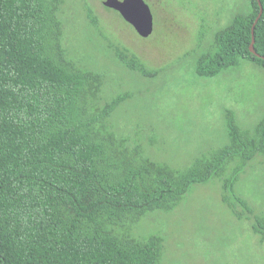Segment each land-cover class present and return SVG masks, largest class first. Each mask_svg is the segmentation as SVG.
Returning a JSON list of instances; mask_svg holds the SVG:
<instances>
[{
  "label": "trees",
  "instance_id": "trees-1",
  "mask_svg": "<svg viewBox=\"0 0 264 264\" xmlns=\"http://www.w3.org/2000/svg\"><path fill=\"white\" fill-rule=\"evenodd\" d=\"M63 1L0 0V264H159L161 237L139 239L128 228L148 213L171 211L232 161L223 202L239 219L237 205L251 213L234 188L256 154L264 162V113L248 131L226 109L229 142L184 168L125 145L105 120L128 94L93 104L102 74L67 56ZM260 8L254 49L264 56V0H248L198 56V76L213 77L240 59L264 68L249 50ZM113 51L125 68L154 74L126 48ZM252 230L264 241V217L254 215Z\"/></svg>",
  "mask_w": 264,
  "mask_h": 264
},
{
  "label": "rangeland",
  "instance_id": "rangeland-1",
  "mask_svg": "<svg viewBox=\"0 0 264 264\" xmlns=\"http://www.w3.org/2000/svg\"><path fill=\"white\" fill-rule=\"evenodd\" d=\"M143 2L148 10L129 21L101 0H64L59 13L63 45L76 65L102 74L94 105L128 94L105 120L115 138L129 147L140 145L152 159L184 168L229 142L226 109L248 131L264 113L261 66L240 59L207 78L195 70L215 33L243 12L248 0ZM114 45L135 54L154 74L146 77L125 68ZM236 163L230 162L221 176L193 185L171 211L143 216L128 235H159V264H264V241L252 230L254 215L264 217L263 157L256 154L235 183L236 193L252 210L237 205L242 219L222 199V179Z\"/></svg>",
  "mask_w": 264,
  "mask_h": 264
},
{
  "label": "water",
  "instance_id": "water-1",
  "mask_svg": "<svg viewBox=\"0 0 264 264\" xmlns=\"http://www.w3.org/2000/svg\"><path fill=\"white\" fill-rule=\"evenodd\" d=\"M104 4L114 7L116 10H118V12L126 19L131 21V19L134 18H138L140 15V10L144 9L145 11L148 10V8L145 6L143 0H101ZM259 1V0H258ZM262 14V8H260L254 22L252 25V29H251V42L249 45V50L250 52H252L253 54H255L258 57H261L264 59L263 55H260L259 53H257L254 49V33H253V29H254V25L256 23V21L259 19V17ZM134 25L138 28L139 24H137L136 22L134 23Z\"/></svg>",
  "mask_w": 264,
  "mask_h": 264
}]
</instances>
